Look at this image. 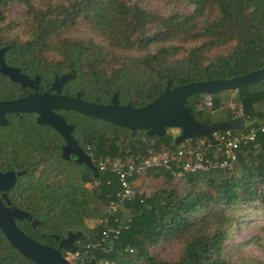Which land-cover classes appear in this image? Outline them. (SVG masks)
<instances>
[{
    "label": "trees",
    "instance_id": "obj_1",
    "mask_svg": "<svg viewBox=\"0 0 264 264\" xmlns=\"http://www.w3.org/2000/svg\"><path fill=\"white\" fill-rule=\"evenodd\" d=\"M168 1L175 7L161 13L139 0H0V46L14 56L11 62L37 74L39 84L72 71L62 92H77L80 99L100 104L116 93L117 103L131 107L151 100L166 81L172 86L229 78L264 65V0ZM12 2L21 12L15 21H6ZM180 4L187 9L180 10ZM78 28L81 34L72 35ZM231 90L241 103L239 120L254 124L264 118V79ZM201 94L186 97L183 105L208 133L216 128L208 112L220 102L210 94L211 104L205 109ZM60 112L73 124L71 133L92 161L94 156H121L124 149L141 147V136L153 151H172L177 145L167 131L147 136L142 129L130 131L75 111ZM225 122L231 127L237 121L229 117ZM44 133L50 159L35 164L19 160L14 168L22 174L10 189L16 208L38 222L32 226L23 218L14 223L50 246L67 232H77L76 249H81L99 238L101 226L89 227L86 219L105 215L115 184L105 183V173L96 170L94 175L82 163L63 159L60 136L49 127ZM142 174L161 181L141 200L123 201L116 220H109L118 227L109 243L111 264H263L248 257L229 262L222 256L237 210L261 209L264 214L263 135L255 146L236 151L230 169L174 176L155 167ZM92 179L95 185L88 183ZM171 239L181 244L175 259L148 252V246ZM248 242L264 250V235H252ZM97 248L89 246L82 260L88 261ZM0 264L36 263L20 255L0 231ZM92 264L105 263L94 259Z\"/></svg>",
    "mask_w": 264,
    "mask_h": 264
},
{
    "label": "water",
    "instance_id": "obj_2",
    "mask_svg": "<svg viewBox=\"0 0 264 264\" xmlns=\"http://www.w3.org/2000/svg\"><path fill=\"white\" fill-rule=\"evenodd\" d=\"M0 70L7 73L13 80H18L22 85L24 84V77L18 75L14 69L2 66V63H0ZM71 75L72 71L63 73L58 77L54 76L48 88L53 90L52 93L46 91L42 93L33 92L19 99L0 101V110H33L37 112L38 121L47 123L63 137L64 143L61 146V152L65 154V152L71 151L76 161L82 163L95 175L96 169L91 164L89 157L75 145L74 140L68 134L70 125L66 124L58 114L52 111L53 108L74 110L127 128L130 131L142 129L143 134L147 136L162 135L166 126L176 127L179 132L173 136V141L177 143L194 135L208 136L212 129H216L212 128L207 133L205 125L195 120L190 114L189 108L183 105L186 97L196 93L212 94L221 90L235 89L262 80L264 79V65L229 78L197 80L172 86H169L168 81H166L164 88L155 97L136 107H131L126 103H117L116 93H113L109 102L105 104L81 100L77 92L72 96L58 93L60 84L70 78ZM20 173L21 171H18L16 175ZM12 179H14L12 171L0 173L1 186L6 183L10 184ZM23 218L28 220L32 226L38 222L36 219L31 218L27 212L17 208H8L0 202V231L8 243L20 255L36 264H69L59 253L58 247L61 246L64 250L73 251L74 247H66L64 244L70 238V235L67 233L64 238L60 239L57 247L40 243L15 225L14 219L20 220ZM97 250L95 249L88 261L78 264H92L94 258L109 259L111 257V250L99 253H97Z\"/></svg>",
    "mask_w": 264,
    "mask_h": 264
},
{
    "label": "built area",
    "instance_id": "obj_3",
    "mask_svg": "<svg viewBox=\"0 0 264 264\" xmlns=\"http://www.w3.org/2000/svg\"><path fill=\"white\" fill-rule=\"evenodd\" d=\"M200 103L204 107L211 104L210 94L202 93ZM229 114L238 125L219 129H212L208 136L194 135L177 142L172 151H153L145 137H139L141 147L132 151L124 149L121 156H94L93 165L96 170L105 173V183L115 184L114 199L110 200L105 209V215L95 221L99 224L100 236L94 242L85 243L81 249L73 251L64 250L62 257L69 264H78L85 257L86 249L90 246L110 248V241L118 233V227L112 226L109 220L115 221L116 209L123 201L138 197L141 200L148 194L137 187L133 181L145 170L163 167L174 176L181 173L213 168L230 169L236 157V151L247 144L255 146L258 135L264 136V118L254 124H249L243 118L240 101L229 104ZM90 185L96 184V179L89 181ZM107 247V248H108ZM99 261L111 264L108 259Z\"/></svg>",
    "mask_w": 264,
    "mask_h": 264
},
{
    "label": "flooded vegetation",
    "instance_id": "obj_4",
    "mask_svg": "<svg viewBox=\"0 0 264 264\" xmlns=\"http://www.w3.org/2000/svg\"><path fill=\"white\" fill-rule=\"evenodd\" d=\"M12 57L14 56L11 53L6 52L5 46H0V63H2V66L14 69L18 75L24 77L25 82L22 85L20 81L13 80L12 78H10V76L7 73L0 70V101L19 99L33 92L35 93H42L45 91L49 93L53 92L52 89H48L53 78L49 80L47 83L39 84V78L37 74L29 73L23 70L21 67H19L16 63L11 62L9 59ZM64 81L60 84L58 88V93H64L61 91ZM74 93L71 95L69 94L67 95L72 96L74 95ZM60 110H68V109H59V108L52 109V111L58 114L66 124L70 125L68 134L74 140L75 145L89 157L90 162L93 165V161L89 153H87L76 142V139L71 133L73 130V124L70 121H67V119L65 118L63 113L60 112ZM46 127L53 129L47 123L38 121L37 112L33 110L30 111L0 110V173L5 171H12L14 173V179H12L10 184L6 183V184H2L3 186L0 185V202L2 203V205L8 208L17 207V203H15L14 201L15 196L14 194H10V189L14 188V186L17 185L16 183L17 178H19L22 174L20 173L16 175V172L22 170L14 168V166L19 164L18 163L19 160L22 159V161H24L25 163L35 164L40 162L41 159H43L44 162L50 159L51 149L46 142V134L44 133ZM57 134L60 136L62 140V143L59 146V155L63 159L66 160L71 159L76 161L75 156L71 151L65 152V154L61 152V146L64 143V139L59 133ZM34 177H36V175H34ZM67 233L70 235L69 236L70 238L66 240L64 244L66 245V247H74V249H76L79 243L80 234L77 232H67ZM66 234L64 236L56 238L55 246L53 247H57L58 241L64 238ZM107 247L108 246H105L102 249L97 248L98 249L97 253L110 250V248ZM58 251L62 255L64 249L60 246L58 247ZM94 259L95 260L97 259V262L102 263V261H99V259L101 258H94Z\"/></svg>",
    "mask_w": 264,
    "mask_h": 264
},
{
    "label": "rangeland",
    "instance_id": "obj_5",
    "mask_svg": "<svg viewBox=\"0 0 264 264\" xmlns=\"http://www.w3.org/2000/svg\"><path fill=\"white\" fill-rule=\"evenodd\" d=\"M140 3L149 9L157 10L161 13H166L170 8H174V4L168 0H139ZM182 5L180 4L179 7ZM187 7H181L180 10L185 11ZM21 7L15 3H9L8 6V17L6 21H15L20 15ZM14 31L18 30V27L13 28ZM81 34V29L78 28L72 32V35ZM228 91L230 89H227ZM223 91V90H221ZM220 92V91H219ZM212 93V94H217ZM207 109L206 107H204ZM216 124L210 125V127L217 126L220 128L227 127V123H213ZM209 128V127H208ZM207 129V128H206ZM164 131H167L172 137L177 135L179 129L176 127L166 126ZM207 131V130H206ZM160 177H151L146 174L139 175L135 178L133 183L142 188L147 194L151 193L154 188L160 183ZM178 182V180H174ZM179 187V183H176ZM261 209H256V212L252 210H237L238 216L232 224V231L227 236L224 241L222 248V256L225 257L229 262H233L240 258H253L264 264V250L256 247L251 242H248V239L252 235H264V214H262ZM96 219H86L87 226H94ZM45 228H40L41 230H46ZM181 249V244L175 240L171 239L168 241H162L147 247V250L152 255H159L165 259H175L179 254Z\"/></svg>",
    "mask_w": 264,
    "mask_h": 264
},
{
    "label": "crops",
    "instance_id": "obj_6",
    "mask_svg": "<svg viewBox=\"0 0 264 264\" xmlns=\"http://www.w3.org/2000/svg\"><path fill=\"white\" fill-rule=\"evenodd\" d=\"M214 96L219 100V106L211 109L208 112V117L212 123H224L231 116L229 114L228 105L238 101V96L235 90H223L214 94ZM238 122L235 123V125Z\"/></svg>",
    "mask_w": 264,
    "mask_h": 264
}]
</instances>
